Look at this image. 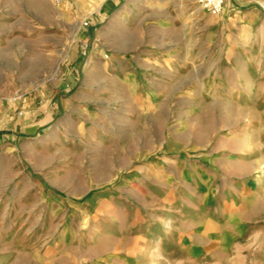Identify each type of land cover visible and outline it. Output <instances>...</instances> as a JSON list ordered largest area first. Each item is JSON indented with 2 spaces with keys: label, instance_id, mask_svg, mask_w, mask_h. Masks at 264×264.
I'll return each mask as SVG.
<instances>
[{
  "label": "rangeland",
  "instance_id": "1",
  "mask_svg": "<svg viewBox=\"0 0 264 264\" xmlns=\"http://www.w3.org/2000/svg\"><path fill=\"white\" fill-rule=\"evenodd\" d=\"M97 2L70 106L0 149V264H264V0Z\"/></svg>",
  "mask_w": 264,
  "mask_h": 264
},
{
  "label": "crops",
  "instance_id": "2",
  "mask_svg": "<svg viewBox=\"0 0 264 264\" xmlns=\"http://www.w3.org/2000/svg\"><path fill=\"white\" fill-rule=\"evenodd\" d=\"M101 13L102 5L97 0H0V93H36L18 101L0 97V149H11L18 134L35 133L49 123L54 106H70L72 99L67 94L78 84L83 71L79 65L83 57L80 44L92 37ZM87 21L89 25L85 27ZM80 30L87 35L80 36ZM15 45L24 46L22 53H26L16 84L12 82ZM98 55L96 48L89 67ZM158 61L173 64L170 69L165 67L164 76L184 75L181 58L168 55ZM133 64L130 61L131 84L135 78ZM236 155L245 165L250 154L239 149ZM155 229L147 227L139 234Z\"/></svg>",
  "mask_w": 264,
  "mask_h": 264
},
{
  "label": "built area",
  "instance_id": "3",
  "mask_svg": "<svg viewBox=\"0 0 264 264\" xmlns=\"http://www.w3.org/2000/svg\"><path fill=\"white\" fill-rule=\"evenodd\" d=\"M60 2L62 0H56ZM227 0H199L206 8H208L213 13H219L224 8ZM87 25V22H84Z\"/></svg>",
  "mask_w": 264,
  "mask_h": 264
}]
</instances>
